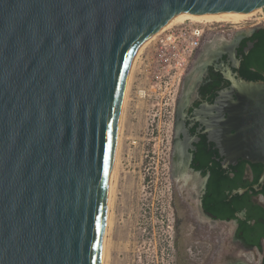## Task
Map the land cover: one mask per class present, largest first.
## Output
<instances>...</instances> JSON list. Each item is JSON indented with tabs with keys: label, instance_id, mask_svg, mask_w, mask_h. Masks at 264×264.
<instances>
[{
	"label": "water",
	"instance_id": "obj_1",
	"mask_svg": "<svg viewBox=\"0 0 264 264\" xmlns=\"http://www.w3.org/2000/svg\"><path fill=\"white\" fill-rule=\"evenodd\" d=\"M262 3L0 0V264H100L134 54L179 16ZM231 80L224 148L231 160L264 165V80ZM263 183L264 169L254 187Z\"/></svg>",
	"mask_w": 264,
	"mask_h": 264
},
{
	"label": "rangeland",
	"instance_id": "obj_2",
	"mask_svg": "<svg viewBox=\"0 0 264 264\" xmlns=\"http://www.w3.org/2000/svg\"><path fill=\"white\" fill-rule=\"evenodd\" d=\"M158 38L136 58L125 95L104 264H224L237 254L232 222L191 219L192 187L170 171L175 103L194 56Z\"/></svg>",
	"mask_w": 264,
	"mask_h": 264
},
{
	"label": "flooded vegetation",
	"instance_id": "obj_3",
	"mask_svg": "<svg viewBox=\"0 0 264 264\" xmlns=\"http://www.w3.org/2000/svg\"><path fill=\"white\" fill-rule=\"evenodd\" d=\"M261 29H264V24L256 23L240 29L231 38L222 39L215 47L208 48V43H205L183 78L174 109L170 171L173 176H187V183L192 187L191 194L197 201L196 212L191 209V219L227 221L214 218L204 202L207 195L214 194L215 187L210 182L213 171H231L232 166L238 167L241 163V159L231 160L224 148L229 134L226 125L229 95L226 91L230 88L231 74H240L243 53L253 48L256 39L252 37ZM245 217V211H241L229 221L233 224L231 244L238 255L227 261L230 256H224V264H246L239 257V252L255 247L246 237L237 234L239 220ZM252 233V230L247 232L248 236Z\"/></svg>",
	"mask_w": 264,
	"mask_h": 264
},
{
	"label": "trees",
	"instance_id": "obj_4",
	"mask_svg": "<svg viewBox=\"0 0 264 264\" xmlns=\"http://www.w3.org/2000/svg\"><path fill=\"white\" fill-rule=\"evenodd\" d=\"M252 39L256 42L248 53H243L240 75L247 80H264V29L256 32ZM240 162L238 167L232 166L231 171H213L210 182L215 187L214 194L206 196L204 206L218 220L231 221L238 212L245 211L246 217L239 220L237 234L246 237L252 246H260L264 241V204L258 197L264 198V183L260 189L254 185L260 181L264 165L242 159ZM240 188L246 190L232 194ZM250 230L253 233L248 236Z\"/></svg>",
	"mask_w": 264,
	"mask_h": 264
},
{
	"label": "built area",
	"instance_id": "obj_5",
	"mask_svg": "<svg viewBox=\"0 0 264 264\" xmlns=\"http://www.w3.org/2000/svg\"><path fill=\"white\" fill-rule=\"evenodd\" d=\"M262 20H258V18ZM264 22V8L259 15L248 22L229 23V22H193L184 20L173 24L159 33L158 44L160 46L175 47L176 43H181L183 47L195 56L200 47H202L207 39L212 35H221L224 38H231L234 34L247 26L255 25L256 23ZM259 200L264 204L263 196H259ZM239 257L246 264H262L264 259V241L260 246H255L250 249L241 250Z\"/></svg>",
	"mask_w": 264,
	"mask_h": 264
},
{
	"label": "bare ground",
	"instance_id": "obj_6",
	"mask_svg": "<svg viewBox=\"0 0 264 264\" xmlns=\"http://www.w3.org/2000/svg\"><path fill=\"white\" fill-rule=\"evenodd\" d=\"M264 3L259 4L257 6H253L250 8H245V9H240V10H231V11H223V12H217L214 14H211L209 16H204V17H197V16H189V15H184V16H179L171 21H169L164 27L160 28L157 32L153 33L150 35L143 43L142 45L138 48L136 53L134 54L131 62H130V67L129 71L127 74V79H126V84L124 88V94L122 97V103H121V108H120V115H119V120H118V128H117V134H116V139H115V145H114V155H113V160H112V170H111V175H110V182H109V188H108V196H107V204H106V212H105V220H104V232H103V237H102V247H101V254H100V264H104V257H105V248H106V232L108 229V223H109V204H110V196L112 192V178L114 176V168H115V163H116V154H117V146H118V140H119V130H120V121L122 117V111H123V106L125 102V95L126 91L129 85L130 77L132 74L133 70V65L138 57L139 53L141 50L146 46L150 41L156 40L155 38L159 35L158 33L164 31L166 28L169 26L182 22L184 20H190L193 22H214V23H221V22H229V23H241V22H248L251 21L253 18H255L263 9ZM260 11V12H258ZM258 12V13H256ZM253 16V17H252ZM155 43V41H153ZM157 44V43H156Z\"/></svg>",
	"mask_w": 264,
	"mask_h": 264
}]
</instances>
